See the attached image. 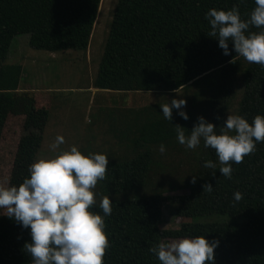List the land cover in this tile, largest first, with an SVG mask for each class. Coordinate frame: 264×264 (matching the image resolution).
I'll return each mask as SVG.
<instances>
[{
	"label": "trees",
	"instance_id": "16d2710c",
	"mask_svg": "<svg viewBox=\"0 0 264 264\" xmlns=\"http://www.w3.org/2000/svg\"><path fill=\"white\" fill-rule=\"evenodd\" d=\"M100 1L0 0V137L9 114L22 119L18 179L29 173L40 149L49 110L37 109L33 96L19 91L23 65L8 62L12 39L26 34L30 48L50 54L86 53ZM233 6L246 21L256 5L254 0H117L92 82L94 89L172 95L176 89L180 93L212 77L218 83L205 104H201L203 93L188 100L181 109L188 120L173 109L170 122L160 106H152L121 124V138L129 139L134 153L130 157L104 154L109 159L107 178L93 190L97 204L92 211L104 215L99 208L103 196L113 203L111 215L104 217L109 247L103 264H160L149 251L153 245L198 236L219 241L215 264H264V143H257L256 151L243 163H233L228 179L219 172L215 150L205 148L201 140L191 176L181 183L189 190L187 195H167L152 177L161 167L155 159L161 144L167 151L188 153L177 144L175 125L184 127L187 135L201 116L217 127V133L224 124L242 57L231 63L237 55L234 44L229 42L231 55H224L216 37L208 36L211 28L205 16L210 9L228 11ZM236 115L249 123L257 115L264 116V68L258 64L245 66ZM209 160L215 169L204 167ZM209 183L214 190L204 192L203 185ZM143 188L153 191L147 196L128 195ZM237 191L243 195L239 202L234 200ZM165 202L177 204L176 215L189 222L162 231ZM30 242V228L0 214V264H32L24 250Z\"/></svg>",
	"mask_w": 264,
	"mask_h": 264
},
{
	"label": "clouds",
	"instance_id": "9594fccd",
	"mask_svg": "<svg viewBox=\"0 0 264 264\" xmlns=\"http://www.w3.org/2000/svg\"><path fill=\"white\" fill-rule=\"evenodd\" d=\"M255 8L248 20H242L239 8L231 10L210 9L205 19L211 31L210 37H216L224 55H231L229 42L234 44L236 57L244 58L264 68V30L250 32V27L264 29V0H254ZM179 95V89L174 90ZM187 101L172 99L160 104L163 117L172 121L173 109L180 110L178 115L184 120L189 116L181 109ZM220 119V117H217ZM178 142L187 149H196L201 140L205 148L215 150L221 165L219 172L231 179L233 163L240 164L246 156L256 151L257 143H264V116L257 115L251 123L240 115L228 114L226 121L219 128L209 123L204 117L186 135V129L174 126ZM64 143L58 136L52 148ZM159 151L166 148L160 145ZM109 159L104 154L84 155L76 146L64 150L53 157L38 158L32 163L19 186H8L0 182V210L10 219L30 228L31 242L24 245L32 264H103V258L109 247L105 232V216L112 213V200L103 196L99 208L103 216L92 211L97 204L93 191L99 181L107 178ZM204 167L215 169L211 160ZM215 176V172L212 173ZM192 183H196L193 176ZM204 192H212L213 186L203 185ZM243 195L234 193V200L239 202ZM164 226L162 231L166 230ZM219 241L209 242L205 237L182 238L161 241L149 251L160 264H215V249Z\"/></svg>",
	"mask_w": 264,
	"mask_h": 264
},
{
	"label": "rangeland",
	"instance_id": "374dc122",
	"mask_svg": "<svg viewBox=\"0 0 264 264\" xmlns=\"http://www.w3.org/2000/svg\"><path fill=\"white\" fill-rule=\"evenodd\" d=\"M116 2L117 0L100 1L86 53L73 51L67 54L55 53L56 56H52L48 52L30 48L26 34L12 39L8 62L23 65L19 91L31 94L37 109L49 110L41 146L32 163L38 158L53 157L72 146H76L84 155H112L113 152L120 157H130L134 153L132 143L127 137L121 138V124L126 120L132 121L137 113L148 107L160 106L167 101L170 103L172 99H184L188 102L203 93V105L207 96L216 88L218 78L212 77L181 91L179 95L118 93L99 89L92 93L89 88H92ZM246 64L247 61L242 58L225 121L228 114H237ZM22 132V119L9 114L0 137V182H6L8 186H19L25 178L30 177V173H25L24 179L17 177L20 168L18 144ZM58 136L64 138V143L53 149L52 145L56 143ZM177 144L186 149L179 142ZM202 146L200 143L194 150L187 149L188 153L166 150L161 154L157 150L155 159L161 167H157L156 173H153V181L168 191L167 195H187L189 190L182 188L181 183L185 178H190L192 165L199 157ZM152 191L150 188H143L128 195L147 196ZM176 205L170 202L162 204V229L166 225L167 229H177L181 223L189 222V219L176 215ZM0 214H3V210H0Z\"/></svg>",
	"mask_w": 264,
	"mask_h": 264
},
{
	"label": "crops",
	"instance_id": "0c3cea01",
	"mask_svg": "<svg viewBox=\"0 0 264 264\" xmlns=\"http://www.w3.org/2000/svg\"><path fill=\"white\" fill-rule=\"evenodd\" d=\"M88 50H89V47H88ZM88 50H87V51H88ZM67 53H70V52H67ZM67 53H66V54H67ZM49 54H50V53H49ZM50 55H52V56H56L55 54H50ZM89 89L92 90V93L95 92V90H97V89H94L93 87H92V88H89Z\"/></svg>",
	"mask_w": 264,
	"mask_h": 264
}]
</instances>
